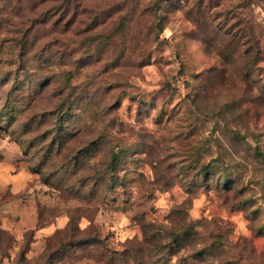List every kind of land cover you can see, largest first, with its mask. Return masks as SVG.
Returning <instances> with one entry per match:
<instances>
[{"label":"rangeland","instance_id":"obj_1","mask_svg":"<svg viewBox=\"0 0 264 264\" xmlns=\"http://www.w3.org/2000/svg\"><path fill=\"white\" fill-rule=\"evenodd\" d=\"M22 1L0 0V264H264V0ZM239 10L249 69L217 31Z\"/></svg>","mask_w":264,"mask_h":264},{"label":"trees","instance_id":"obj_2","mask_svg":"<svg viewBox=\"0 0 264 264\" xmlns=\"http://www.w3.org/2000/svg\"><path fill=\"white\" fill-rule=\"evenodd\" d=\"M33 1L32 9L31 11L36 10V4L39 0H31ZM9 3H11V0H8ZM30 4V6H31ZM202 5H205L208 8L212 7H219L220 3L215 2L213 3L212 0H203ZM14 10H23V1L22 0H14L13 2ZM23 7V8H22ZM49 9H44L40 12L41 17H44L48 13ZM234 14V13H233ZM201 18H203L202 14L200 15ZM234 21L232 23H224V27H219L217 31H222L223 29V45L227 48L228 53L234 55V56H240L242 58H246L247 60L245 62V69H249L253 65L257 64L256 61L258 58V54L261 53L260 50V39L258 37V32L253 25V22L250 21V19L246 18L242 11H238V13L233 17ZM44 21L45 18H42ZM222 28V29H220ZM241 48L240 51L237 49ZM248 72V70H246ZM210 168V165H205L202 167V170L204 172L208 171ZM224 182L226 183V179H224Z\"/></svg>","mask_w":264,"mask_h":264}]
</instances>
